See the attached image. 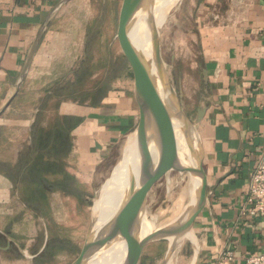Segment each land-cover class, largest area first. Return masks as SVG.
<instances>
[{
  "label": "crops",
  "instance_id": "0c3cea01",
  "mask_svg": "<svg viewBox=\"0 0 264 264\" xmlns=\"http://www.w3.org/2000/svg\"><path fill=\"white\" fill-rule=\"evenodd\" d=\"M78 2L0 0V110L18 88L0 114L1 212L8 211L13 199L22 201L21 177L35 160L33 138L40 131L57 133L54 146L61 148L59 157L40 152L42 162L60 169L42 176L50 183L68 176V183L82 187L121 135L137 124L132 74L125 92L113 86L98 96L104 76L94 87L79 89V98L64 92L67 83H76L74 73L87 56L85 18L74 17L84 6ZM190 3L197 6V68L204 92L197 106L206 107L197 126L207 186V201L193 227L197 264H216L223 248L233 253L226 264H244L248 254L260 252L264 245L260 220L239 217L250 173L264 148V0ZM93 75L97 78V72ZM83 93L90 96L80 98ZM24 156L27 164L16 172ZM191 246L189 264L195 256Z\"/></svg>",
  "mask_w": 264,
  "mask_h": 264
},
{
  "label": "rangeland",
  "instance_id": "374dc122",
  "mask_svg": "<svg viewBox=\"0 0 264 264\" xmlns=\"http://www.w3.org/2000/svg\"><path fill=\"white\" fill-rule=\"evenodd\" d=\"M121 1L78 2L84 6L75 11L74 17L81 15L85 18L83 24L86 27L85 40L88 41L89 55L85 74L78 83L80 87H76L78 90L94 87L103 76L109 77L106 84L100 86L105 88L104 92L113 86L121 92L129 90L128 81L132 72L115 39ZM196 7L190 0H179L158 26L160 52L167 75L183 111L191 120L204 95L202 75L197 68L199 48ZM96 72L97 78H93ZM87 95L83 93L80 98ZM132 133H123L114 150L90 175L88 182L83 183L82 187L74 185L70 195L62 194L57 189L48 192L46 197L34 194L42 204L39 210H33L17 199L8 202V211H0V234L6 240L5 235L9 236L11 247L7 249L5 239H0V264H69L79 253L87 233L93 227V202L112 169L122 162L126 138ZM190 178L187 172L171 170L153 181L145 206L147 213H144L145 221H154L153 229L172 221L175 214L173 205L188 187ZM26 187L27 190L21 185L19 192L25 195L32 189V186ZM189 199L188 194L181 198L177 214L188 204ZM166 250V242L151 243L144 248L137 264H161ZM192 253L191 243L185 240L177 254L172 255L169 264H189Z\"/></svg>",
  "mask_w": 264,
  "mask_h": 264
},
{
  "label": "water",
  "instance_id": "95a60500",
  "mask_svg": "<svg viewBox=\"0 0 264 264\" xmlns=\"http://www.w3.org/2000/svg\"><path fill=\"white\" fill-rule=\"evenodd\" d=\"M148 10V0H122L115 34V39L133 75V96L138 109V120L133 130L139 160L138 180L136 184L134 182L130 184L126 196L106 226L98 234L93 232V227L89 230L79 253L69 264H87L120 241H123L127 248L121 264H137L144 248L156 242L167 243L161 264H169L173 252L185 240L194 247L193 264H197L199 259L193 238V227L207 201V186L202 143L197 126L205 114L206 107L199 104L192 120L183 111L161 57L159 28L152 20L148 25L151 30L155 75L150 72L143 55L131 42L130 30L139 17ZM42 31L43 27L34 40L18 87L37 48ZM203 74L206 80V72L203 71ZM17 92L18 88L2 107L0 114L8 107ZM175 118L181 123L186 135L193 157L192 164H184L177 157L172 128V120ZM171 170L190 174L192 181L195 182L193 200L175 220L142 236L141 225L149 189L155 179ZM5 236L9 246L10 238L8 235Z\"/></svg>",
  "mask_w": 264,
  "mask_h": 264
},
{
  "label": "bare ground",
  "instance_id": "6f19581e",
  "mask_svg": "<svg viewBox=\"0 0 264 264\" xmlns=\"http://www.w3.org/2000/svg\"><path fill=\"white\" fill-rule=\"evenodd\" d=\"M178 1L179 0H148V12L139 17V19L129 32L131 42L133 43L135 48L143 55L148 64V67L150 68V72L153 75H155V68L153 65V54L150 40L151 30L148 23L150 22V20H152L157 28H159L158 26L160 25V23L165 19L171 8ZM172 126L174 142L173 144L176 153L179 154L178 159L184 164H192L193 157L191 156V153L189 151L186 135L184 134L181 123L178 119L175 118L172 120ZM117 166L118 164L112 169L110 176L102 184L99 195L93 202L92 212L95 224V228L93 224V232L96 234H98L106 226L107 222L113 217L119 204L126 196L130 184L132 182H134L135 184L137 183L139 160L136 149L135 133H132L126 138L124 157L119 166ZM189 181L190 183L188 187L186 189L184 188L185 191L183 190L181 192L179 199L173 205L175 214L173 215L172 221L179 217L183 209L187 206L186 205L178 214L176 213L180 207L181 198L184 195L188 194L190 196L188 204L193 200L195 192V182L192 181V179ZM153 228V220L147 222L145 221V219H143L141 225V235L144 236L148 234L153 230ZM179 247L180 246L175 249L173 255L178 252ZM126 251L127 248L125 243L123 241H120L111 246L108 250H105L97 257L93 258L87 264H121L126 255Z\"/></svg>",
  "mask_w": 264,
  "mask_h": 264
},
{
  "label": "trees",
  "instance_id": "16d2710c",
  "mask_svg": "<svg viewBox=\"0 0 264 264\" xmlns=\"http://www.w3.org/2000/svg\"><path fill=\"white\" fill-rule=\"evenodd\" d=\"M86 47L88 50L87 40H86ZM88 58H89V55L87 52V56L85 60L81 63L80 67L74 73L75 78H76L75 80L76 83L74 84L69 83L67 85L68 87H66V90L64 91L67 94V96L70 97L71 99L79 98V93H77L78 89H76L75 85H77L79 81H81V79L83 78V74H85ZM107 79H109V77L105 78L103 84H106ZM104 91H105V88L104 89L100 88L98 90V92H100L99 94L104 93ZM56 134L57 133H53L51 135L49 134L43 135L42 131H40L39 135L33 138V144L35 147V152H34L35 160L28 167V169L22 174V177H21V182L23 183L26 190H27L26 186H32V189H30L29 192H26L25 195L20 193L21 199L28 207L32 208L33 210H39L40 207L42 206L41 201L38 199L37 195H35L36 196L35 198L34 194H39V195H42L43 197H46V194L48 192H51L56 189L65 191L66 193H69V194L72 193V190H73L71 188H73L74 184L71 182L68 183L69 181V178H67L68 176L67 177L65 176L66 178H64V180L53 181V183L48 182L47 179L42 176L43 172H46L48 170L60 171L58 164L51 163V162H47V163L42 162L41 160L44 155L40 153L41 151L48 152L51 157H59L61 155L59 152L61 148L54 146V142L57 140ZM38 150H39V153H38ZM21 160H22L21 163L19 165L17 164L16 172L19 171L21 166H24L27 164V160L25 156ZM10 172L13 175L15 171L13 170ZM33 182L35 183L34 185H29ZM1 238L2 236L0 235V239Z\"/></svg>",
  "mask_w": 264,
  "mask_h": 264
},
{
  "label": "built area",
  "instance_id": "2783aa9c",
  "mask_svg": "<svg viewBox=\"0 0 264 264\" xmlns=\"http://www.w3.org/2000/svg\"><path fill=\"white\" fill-rule=\"evenodd\" d=\"M239 217L259 219L262 224L261 235L264 237V148L250 173L243 202L239 207ZM232 258V251L223 248L217 253L216 264H226ZM244 264H264V245L260 252L248 254Z\"/></svg>",
  "mask_w": 264,
  "mask_h": 264
},
{
  "label": "flooded vegetation",
  "instance_id": "af4514ba",
  "mask_svg": "<svg viewBox=\"0 0 264 264\" xmlns=\"http://www.w3.org/2000/svg\"><path fill=\"white\" fill-rule=\"evenodd\" d=\"M0 235L5 239V244H6V246H8V242H7L6 238L2 234H0ZM10 247H11V241L9 242V246L7 247V249H10Z\"/></svg>",
  "mask_w": 264,
  "mask_h": 264
}]
</instances>
